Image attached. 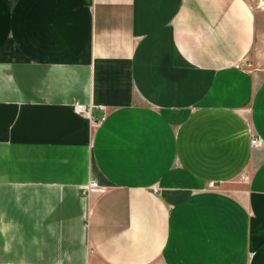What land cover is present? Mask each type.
Masks as SVG:
<instances>
[{
  "label": "crops",
  "instance_id": "1",
  "mask_svg": "<svg viewBox=\"0 0 264 264\" xmlns=\"http://www.w3.org/2000/svg\"><path fill=\"white\" fill-rule=\"evenodd\" d=\"M262 18L0 0V264H264Z\"/></svg>",
  "mask_w": 264,
  "mask_h": 264
},
{
  "label": "rangeland",
  "instance_id": "2",
  "mask_svg": "<svg viewBox=\"0 0 264 264\" xmlns=\"http://www.w3.org/2000/svg\"><path fill=\"white\" fill-rule=\"evenodd\" d=\"M252 3L263 18L260 20L256 44L246 62V66L253 71H264V11L261 9L264 0H252Z\"/></svg>",
  "mask_w": 264,
  "mask_h": 264
},
{
  "label": "built area",
  "instance_id": "3",
  "mask_svg": "<svg viewBox=\"0 0 264 264\" xmlns=\"http://www.w3.org/2000/svg\"><path fill=\"white\" fill-rule=\"evenodd\" d=\"M261 6V5H260ZM261 9H263V11H264V4H262V7H261ZM75 110H76V112L78 113V114H81V115H83L84 117H90V115H91V111L86 107V106H84V105H81V104H76L75 105ZM261 139L260 138H258V137H253L252 138V142H251V144H252V147L253 148H258L260 145H261ZM216 185H215V183H211L210 184V188H214ZM96 189H98V185L95 183V182H93V183H91L90 185H89V187H87V190H89V191H91V190H96Z\"/></svg>",
  "mask_w": 264,
  "mask_h": 264
}]
</instances>
